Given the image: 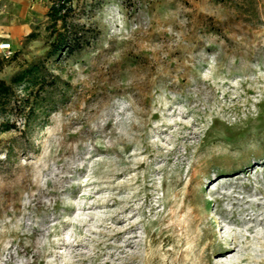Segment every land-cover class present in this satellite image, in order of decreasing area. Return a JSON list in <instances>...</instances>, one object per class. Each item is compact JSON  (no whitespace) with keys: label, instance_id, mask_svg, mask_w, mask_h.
Masks as SVG:
<instances>
[{"label":"rangeland","instance_id":"obj_1","mask_svg":"<svg viewBox=\"0 0 264 264\" xmlns=\"http://www.w3.org/2000/svg\"><path fill=\"white\" fill-rule=\"evenodd\" d=\"M51 4L0 0V80ZM73 6L91 45L46 62L30 133L0 114V264H264V0Z\"/></svg>","mask_w":264,"mask_h":264},{"label":"trees","instance_id":"obj_2","mask_svg":"<svg viewBox=\"0 0 264 264\" xmlns=\"http://www.w3.org/2000/svg\"><path fill=\"white\" fill-rule=\"evenodd\" d=\"M73 4L74 0H52L46 14L48 25L45 30L48 32L46 38L50 47L47 54L44 58L21 66L9 82L0 80V114L13 104L25 121L22 133L33 130L31 122L37 119V112L41 109L39 101L42 100L44 85L50 76L51 81L56 79L50 74L48 77L46 62L60 58L62 54L81 53L91 45V29L80 24ZM38 36V33L32 32L27 39L36 40ZM17 89L21 90L22 95H17ZM13 128L8 123L0 124L3 133Z\"/></svg>","mask_w":264,"mask_h":264},{"label":"built area","instance_id":"obj_3","mask_svg":"<svg viewBox=\"0 0 264 264\" xmlns=\"http://www.w3.org/2000/svg\"><path fill=\"white\" fill-rule=\"evenodd\" d=\"M4 49L10 50V45H8L7 47H4Z\"/></svg>","mask_w":264,"mask_h":264},{"label":"bare ground","instance_id":"obj_4","mask_svg":"<svg viewBox=\"0 0 264 264\" xmlns=\"http://www.w3.org/2000/svg\"><path fill=\"white\" fill-rule=\"evenodd\" d=\"M64 246V245H63Z\"/></svg>","mask_w":264,"mask_h":264}]
</instances>
